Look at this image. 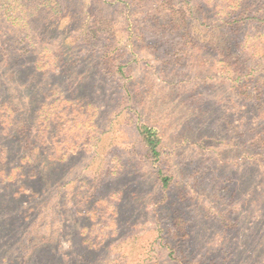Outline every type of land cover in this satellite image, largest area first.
Here are the masks:
<instances>
[{
	"label": "rangeland",
	"instance_id": "374dc122",
	"mask_svg": "<svg viewBox=\"0 0 264 264\" xmlns=\"http://www.w3.org/2000/svg\"><path fill=\"white\" fill-rule=\"evenodd\" d=\"M239 1L0 0V264H264V0Z\"/></svg>",
	"mask_w": 264,
	"mask_h": 264
},
{
	"label": "trees",
	"instance_id": "16d2710c",
	"mask_svg": "<svg viewBox=\"0 0 264 264\" xmlns=\"http://www.w3.org/2000/svg\"><path fill=\"white\" fill-rule=\"evenodd\" d=\"M231 1H232L231 7H235V8L241 7V1H239V0H231ZM233 11H234V12H232V14L234 15L233 20L223 21L222 23H215L213 25L209 24V29H214V27H218V29H221V28H225L226 26H232V25L240 27L241 23L245 24L246 20L244 21V19L246 18V16H238L236 9H233ZM227 28H229V27H227ZM141 131H142V134L144 135V140L146 142V145H147L152 157L155 158L156 161H159L160 155H161L160 145H161L162 140H161L157 130L150 125L143 124L141 126ZM28 157L29 156H26L23 158L24 162L27 161ZM161 178H162L164 186L167 187L169 184V180H170L169 177L165 176L164 174H161Z\"/></svg>",
	"mask_w": 264,
	"mask_h": 264
}]
</instances>
